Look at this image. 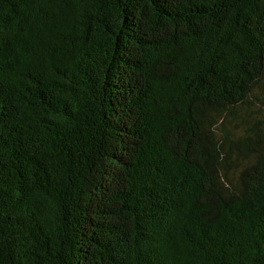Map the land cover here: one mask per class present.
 I'll list each match as a JSON object with an SVG mask.
<instances>
[{
    "label": "trees",
    "instance_id": "16d2710c",
    "mask_svg": "<svg viewBox=\"0 0 264 264\" xmlns=\"http://www.w3.org/2000/svg\"><path fill=\"white\" fill-rule=\"evenodd\" d=\"M0 264H264V0H0Z\"/></svg>",
    "mask_w": 264,
    "mask_h": 264
}]
</instances>
